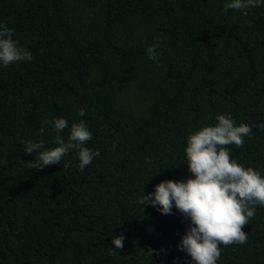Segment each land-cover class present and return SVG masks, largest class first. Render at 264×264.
I'll return each mask as SVG.
<instances>
[{
  "label": "trees",
  "instance_id": "obj_1",
  "mask_svg": "<svg viewBox=\"0 0 264 264\" xmlns=\"http://www.w3.org/2000/svg\"><path fill=\"white\" fill-rule=\"evenodd\" d=\"M225 3L0 0V24L33 55L0 67V264H193L178 248L190 221L136 201L192 178L187 137L216 115L264 125V6L245 16ZM156 37L158 64L146 51ZM58 118L65 140L73 122L92 132L85 146L100 155L83 171L77 150L27 166L38 153L23 142L53 147L54 128L38 132ZM228 147L264 177V130ZM242 230L247 243L222 246L217 264H264V207Z\"/></svg>",
  "mask_w": 264,
  "mask_h": 264
},
{
  "label": "clouds",
  "instance_id": "obj_2",
  "mask_svg": "<svg viewBox=\"0 0 264 264\" xmlns=\"http://www.w3.org/2000/svg\"><path fill=\"white\" fill-rule=\"evenodd\" d=\"M260 6H264V0H226L224 11L236 10L246 16L249 8ZM13 35V29L0 24V67L33 59L32 53L20 46ZM159 40L156 37V43L146 50L148 59L157 64L161 55L157 51ZM78 115L83 117L84 109H80ZM215 121L214 125H205L187 137L184 162L192 178L162 181L153 193L146 194L144 190L136 201L143 208L147 205L157 208L163 215H172L175 208L190 221L178 248L192 258L193 264H217L222 246L247 243V233L242 229L255 217L256 207H264V177L254 168L232 159L228 147L243 148L244 138L253 135V128L264 130V125L242 123L236 126L231 114H218ZM49 124L56 133L53 147H46L44 141L23 142L26 154L38 153L34 161L27 163L28 168L43 170L77 150L78 167L83 171L100 155L85 146L92 139L85 121L71 124L67 140L61 134L69 128L66 119L44 120L38 134L43 136L46 131L43 125ZM124 239L123 234L113 237L115 248L110 249L111 255L118 253L116 249L123 251ZM154 251L150 249L146 253L152 256Z\"/></svg>",
  "mask_w": 264,
  "mask_h": 264
}]
</instances>
